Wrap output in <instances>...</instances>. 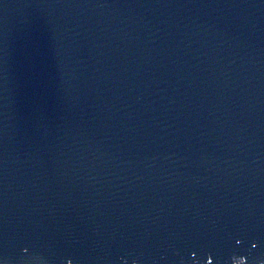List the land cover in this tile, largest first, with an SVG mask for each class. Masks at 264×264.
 I'll return each instance as SVG.
<instances>
[{
    "label": "water",
    "instance_id": "obj_1",
    "mask_svg": "<svg viewBox=\"0 0 264 264\" xmlns=\"http://www.w3.org/2000/svg\"><path fill=\"white\" fill-rule=\"evenodd\" d=\"M0 264H264V0H0Z\"/></svg>",
    "mask_w": 264,
    "mask_h": 264
}]
</instances>
